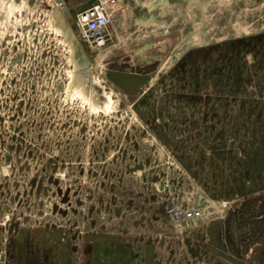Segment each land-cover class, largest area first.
I'll return each mask as SVG.
<instances>
[{"label": "rangeland", "instance_id": "obj_1", "mask_svg": "<svg viewBox=\"0 0 264 264\" xmlns=\"http://www.w3.org/2000/svg\"><path fill=\"white\" fill-rule=\"evenodd\" d=\"M71 1L0 0V264H264V0Z\"/></svg>", "mask_w": 264, "mask_h": 264}, {"label": "built area", "instance_id": "obj_2", "mask_svg": "<svg viewBox=\"0 0 264 264\" xmlns=\"http://www.w3.org/2000/svg\"><path fill=\"white\" fill-rule=\"evenodd\" d=\"M83 3L94 2L84 12L76 15L74 22L81 42L103 47L107 43V34L113 24V16L107 0H82Z\"/></svg>", "mask_w": 264, "mask_h": 264}, {"label": "water", "instance_id": "obj_3", "mask_svg": "<svg viewBox=\"0 0 264 264\" xmlns=\"http://www.w3.org/2000/svg\"><path fill=\"white\" fill-rule=\"evenodd\" d=\"M94 4V2H89V3H84L81 4L79 8L74 9L75 13H82L84 12L86 9L90 8L92 5ZM65 14V13H64Z\"/></svg>", "mask_w": 264, "mask_h": 264}, {"label": "crops", "instance_id": "obj_4", "mask_svg": "<svg viewBox=\"0 0 264 264\" xmlns=\"http://www.w3.org/2000/svg\"><path fill=\"white\" fill-rule=\"evenodd\" d=\"M139 3H140V2H139ZM66 4H67V3H66ZM81 4H83V3H82V0H81L79 3H76V4L73 3L72 1L70 2V6H71V8H75V9H76V8H79ZM119 22H120V21H118V20L115 22V23H116V28H117L118 30H119V26H120ZM113 27H114V25H113Z\"/></svg>", "mask_w": 264, "mask_h": 264}, {"label": "bare ground", "instance_id": "obj_5", "mask_svg": "<svg viewBox=\"0 0 264 264\" xmlns=\"http://www.w3.org/2000/svg\"><path fill=\"white\" fill-rule=\"evenodd\" d=\"M0 7H1V5H0ZM62 14L65 16V14H64V12H62ZM66 28V27H65ZM71 34L73 35V36H75L74 35V33H72V31H71ZM86 83V82H85ZM87 91V90H86Z\"/></svg>", "mask_w": 264, "mask_h": 264}]
</instances>
